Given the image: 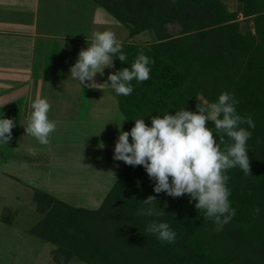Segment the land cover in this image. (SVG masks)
<instances>
[{"label": "trees", "instance_id": "trees-1", "mask_svg": "<svg viewBox=\"0 0 264 264\" xmlns=\"http://www.w3.org/2000/svg\"><path fill=\"white\" fill-rule=\"evenodd\" d=\"M98 1L129 29L121 41L127 60L114 58L115 71L131 67L141 49L155 61L150 79H134L132 94L118 95L125 117L133 126L138 118L150 126L152 116L197 111L200 102H217L227 91L239 101L237 113L255 122L247 142L251 175L239 166L226 173L236 214L219 232L188 194H157L143 166L125 164L95 209L35 189L43 215L32 233L57 246L60 264H264V0ZM173 24L180 25L178 33ZM144 32L150 38L138 39ZM224 141L222 150L233 143ZM150 195L163 216L137 215ZM153 221L167 222L176 242L146 232Z\"/></svg>", "mask_w": 264, "mask_h": 264}, {"label": "clouds", "instance_id": "clouds-1", "mask_svg": "<svg viewBox=\"0 0 264 264\" xmlns=\"http://www.w3.org/2000/svg\"><path fill=\"white\" fill-rule=\"evenodd\" d=\"M122 48V42L113 31L93 32L89 47L80 50L76 63L70 68L71 79L78 81L81 87L104 85L97 84L94 78L97 73L103 76L105 68H115L114 58L126 62L127 56ZM154 62L141 49L131 67L109 74L110 84H107L117 95L129 96L134 91L131 83L134 79L138 83L150 79L149 65ZM238 103L233 94L225 91L217 102H200L197 111L180 109L174 115L168 112L152 116L150 126L144 118L135 119L130 131L121 127L113 159L129 166H143L149 178L155 181L154 192L157 194L163 192L173 198L188 194L190 202L196 201L195 207L205 220H212L216 225L215 231H222L236 214L229 199L231 191L227 184L230 177L226 173L239 166L245 175H251L247 142L252 135L248 129H254L255 122L251 116L237 113ZM31 109L25 136L48 145L57 128L56 121L48 115L51 104L37 94ZM208 122L214 124V130ZM14 127L13 119L0 118V142L8 144L11 141ZM214 134L219 136V143ZM225 136L233 143L222 150ZM27 153L37 155L31 147ZM155 201V195L148 196L142 201L145 207L140 208L137 215L163 216L164 212L156 210ZM259 211V208L254 210L257 215ZM146 232L156 235L162 242H176V233L167 222L153 221L148 224Z\"/></svg>", "mask_w": 264, "mask_h": 264}, {"label": "crops", "instance_id": "crops-1", "mask_svg": "<svg viewBox=\"0 0 264 264\" xmlns=\"http://www.w3.org/2000/svg\"><path fill=\"white\" fill-rule=\"evenodd\" d=\"M115 18L98 0H0V118H11L15 123L11 141L8 144L0 142V157L17 155L27 163L28 168H33L30 170L34 173L46 168L48 173L44 174V180L48 181L52 175L51 166H62L59 161L69 165L77 159L78 152L75 150L78 145L74 141L68 143L70 134L60 127L68 121L80 124L78 117L82 111L76 101L82 98L88 100L91 94L92 97L93 94L98 96V101L91 102L90 110L86 111L92 120L98 116L95 109L107 112L109 105L114 104V108L118 105L119 108V103L118 95L108 81L109 74L116 72L115 68H105L103 76L97 73L95 82L105 84L95 88L81 87L78 81L72 80L70 68L76 63L80 50L89 47L93 32L111 30L120 41L127 39L128 27L118 19L114 25ZM147 33L144 32L145 35ZM57 85L63 86L62 92L55 91ZM105 87L107 90L104 93ZM37 94L48 99L51 104L49 118L57 123L48 145H41L34 137L25 136L31 103ZM105 102L109 105H104ZM58 105L64 109L59 110ZM119 115L123 116V123L128 122L121 110ZM115 126L114 129L118 124ZM110 133H106L109 138ZM59 146H64L67 152L64 154ZM29 147L36 151V156L27 153ZM102 147H109L110 150L115 144L90 148L87 161L91 164L97 161L95 155L101 153ZM121 164L125 165L123 161ZM16 173L6 171L5 178L22 182L23 191L27 194L34 196L35 189L50 193L46 184L28 182L22 172Z\"/></svg>", "mask_w": 264, "mask_h": 264}, {"label": "rangeland", "instance_id": "rangeland-1", "mask_svg": "<svg viewBox=\"0 0 264 264\" xmlns=\"http://www.w3.org/2000/svg\"><path fill=\"white\" fill-rule=\"evenodd\" d=\"M240 18H242V15H240ZM114 21L115 25L118 22L117 18ZM171 28L173 32L178 33L180 25L173 24ZM149 34L150 32L146 35L144 33L140 34L139 39L146 40V38L150 37ZM56 87L58 90L56 89L55 91H58V93L62 92V85H57ZM105 88L104 93L107 90V87ZM97 97L95 94L92 97L91 94L88 100L82 98L76 101L80 104L82 111V114L78 117L80 124L68 121L60 125V127H64L67 133L70 134V138L67 139L68 143L74 141L78 145V148L75 150L78 152V157L73 162H69V165L59 161V164L62 166H51L50 172L52 175L49 181L47 179L44 180V174L46 176L48 173L46 168L44 171L38 169L34 173L30 170L31 167L28 168L27 163L19 159L17 155H1L0 264H55V261H59L58 263L60 264L63 258L59 253L55 254L56 252L54 251L57 246L32 233L31 229L42 219L43 212L41 213L38 209L36 198L23 191L25 188H23L24 184L22 182L7 180L5 178L6 171L22 172L26 181L35 182L36 184L41 183L43 186L46 184L47 190L54 197L74 206L93 209L100 206L104 196L117 179L124 164H121L122 161L113 159L115 147H111L110 150L108 149L109 147H102L100 149L102 154L95 155L97 159V161H94L95 164L88 162L87 157L91 153L90 148H99L103 144L107 146L116 144L121 127L124 131L126 129L130 131L133 124L127 118L128 122L123 123L124 119L122 115H119L120 109L118 105L117 110L116 107L114 108V104L109 105L106 102L103 104L109 105L110 109L107 112H100V108L95 109L94 112L98 116L96 119H90L91 115L89 116V113L86 111L90 110L91 105L89 104L91 102L95 103L98 101ZM103 99L106 98L104 97ZM55 100H57V97H55ZM57 108L60 110L61 106L58 105ZM68 109L71 110V107L69 106ZM115 124H118L116 129H114L116 127ZM107 131L111 132L110 138L107 137ZM58 148L64 154L67 152L64 146H59ZM43 192L48 193L45 190ZM69 264L86 263L81 260H73Z\"/></svg>", "mask_w": 264, "mask_h": 264}]
</instances>
